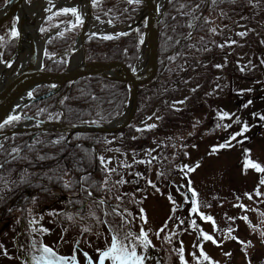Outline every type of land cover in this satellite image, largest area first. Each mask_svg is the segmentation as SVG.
<instances>
[{
	"label": "rangeland",
	"instance_id": "374dc122",
	"mask_svg": "<svg viewBox=\"0 0 264 264\" xmlns=\"http://www.w3.org/2000/svg\"><path fill=\"white\" fill-rule=\"evenodd\" d=\"M63 8L75 7L54 10L49 6L44 10L38 33L42 22L53 12V16L72 15L64 25L56 23L55 26L78 28L82 18L77 9L73 15L64 13ZM246 17L250 21L244 20ZM262 17L264 0H252L245 5L242 0H230L227 8L210 11L205 17L212 27L223 29L216 42L220 54L197 63L204 66L198 76L204 75L205 79L198 78L190 89L195 90L205 82L198 99L206 103V98L222 94L228 89L227 82L232 83L242 95L237 106L212 105L208 108L210 111L200 112L199 124L196 119L194 125L186 122L189 127L182 132L179 128L184 119L173 121V138L167 135L161 139L167 133L162 128L170 126L165 119L174 117L178 109L191 107L187 98L191 93L185 83L171 100L163 98V102L170 100L168 106H151L132 121L127 133L112 134L107 143L101 144L98 155L106 173L103 185L112 188L114 202H121L119 207L127 206L129 211L125 218L105 215L92 203H77V208L60 212L62 204H56L53 196L37 199L26 208L24 227H19L18 213L9 212L7 218L6 215L3 217L0 264H36L44 256L45 246L53 249L57 257L68 258L66 264H72L70 258L73 255L76 264H88L84 253L93 264L96 253L99 258L97 250H103L111 241L110 227L120 233L121 238L129 231L134 238L139 237L137 228L146 233L147 247L134 241L143 264H264V185L260 184L264 172L251 166L246 169L245 163L241 165L251 161L264 168V119H261L264 117V58L261 51L254 52L258 48L264 51ZM256 21L263 28L257 26ZM16 24L14 17L6 30L11 34L13 28L16 31ZM115 33L119 30L107 31L102 37ZM38 37L40 39L42 34ZM207 43L213 44L210 40ZM3 63L8 64L0 60V64ZM17 72L14 69L11 74ZM146 92L144 99L155 94L151 90ZM168 108L174 111L170 112ZM21 114L24 118L16 121L23 124L27 116ZM215 120L220 121V127L233 126L238 130L224 142L220 139V129H216V136L208 139L205 132L214 129ZM151 125L155 127H149ZM199 125H202V131L194 134ZM176 138L179 140L175 141ZM226 142H230L229 147L218 148L215 154H209L214 147ZM240 145L249 148L245 159L241 158ZM189 168L194 170L189 171ZM19 172L18 169H3L0 191ZM121 180L124 182L120 183ZM193 201L197 208L195 212H192ZM59 212L64 215L63 220H59ZM142 215L145 219H141ZM101 227L105 228L106 234L96 233ZM203 234L210 235L216 243L205 240ZM104 264H112V261L106 259Z\"/></svg>",
	"mask_w": 264,
	"mask_h": 264
},
{
	"label": "trees",
	"instance_id": "16d2710c",
	"mask_svg": "<svg viewBox=\"0 0 264 264\" xmlns=\"http://www.w3.org/2000/svg\"><path fill=\"white\" fill-rule=\"evenodd\" d=\"M229 1H167L161 12L157 28V56L160 57L162 70L156 82L139 88L136 112L132 121L155 104L163 108L168 106L171 97L176 95L181 86H185V83L188 84L191 93V96L187 97L191 107L178 109L174 117L165 119L170 126L162 128L167 133L163 134L161 139L167 135L168 138H173L175 134L171 125L173 121H183L184 119L179 128V132H182L181 130H186L189 127L186 122H192L191 125H194L196 119L199 124L200 112L210 111L208 108H212V105L230 104L235 107L241 102L242 95H239L235 85L229 82H227L228 89L226 91L220 95L206 98V103H202L198 99L200 92L205 88V82L195 90L190 89L198 78L205 79L204 75L198 76L204 66L197 65V63L205 59H212L220 54L217 52L219 46L216 42L222 36L223 29L212 27L210 20H205L206 14L210 11L227 8ZM251 2L252 0H242V5ZM4 3L5 0H0V8ZM90 6L93 15L100 19H108L114 24L135 17L143 3L139 0H133L132 3H129L128 0H95V3L92 1ZM70 16L66 14L49 16L43 22L40 34L50 31L56 23L70 20ZM249 19L246 17L244 20L250 21ZM258 22L256 21L255 24L263 28ZM260 23L264 25V17L261 18ZM7 24L8 22L0 26L1 60L9 59L16 44L15 36L6 30ZM143 29L144 27H138L136 30L125 31L111 39L94 36L88 38L84 43V60L89 64L105 61L134 64ZM77 30L78 28L75 27L64 29L60 35L53 34L47 38L43 50L47 56L43 60L46 71L51 73L63 71L66 66L65 56H62L58 61H49V58L54 54L69 51L75 41ZM208 40L213 44H208ZM258 51L262 52V58H264L263 48L254 50L255 53ZM187 77L191 78L186 81ZM49 89L50 86L42 84L34 87L31 94L38 97ZM149 90L154 91L155 94H150L148 98L144 99V94ZM128 96V85L124 82L98 76H84V78L64 84L53 96L32 101L22 109V112L29 118L38 121H59L62 125L107 124L108 121L118 118L124 112ZM165 97L170 100L163 102ZM168 109L170 112L174 111L172 108ZM18 123L15 120L10 124H4L3 127H0V133L8 131ZM219 124H221L220 121L215 120L214 129L205 132L208 139L216 136L217 130L220 129V139L224 142L238 130V127L224 128ZM128 126L116 134L127 133ZM201 126L199 125L194 130V134L202 131ZM110 137L111 134L94 132L68 133L46 130L3 136L0 140V173L3 169H18L20 172L7 184L4 190L0 191V223L7 218L8 214L15 212L19 215V227H24L27 206L37 199H49L50 196L56 199V204L58 202L62 204L60 212H68L69 208H77V203L80 205L92 203L105 215L119 213L118 218H125L129 211L126 209L127 206L119 207L121 202H114L112 188L103 185L106 178L105 166H103L98 153L101 144L107 143ZM178 140V138L175 139V141ZM239 149H241V158L245 159L249 148L240 145ZM100 201L104 203H100ZM5 215L6 217L3 218ZM63 218L64 215L60 213L59 220H63ZM141 230V228H137L138 235ZM96 233L103 235L107 232L105 228L103 230L101 227ZM110 243L111 241L103 250L110 246ZM95 258H97V253Z\"/></svg>",
	"mask_w": 264,
	"mask_h": 264
},
{
	"label": "water",
	"instance_id": "95a60500",
	"mask_svg": "<svg viewBox=\"0 0 264 264\" xmlns=\"http://www.w3.org/2000/svg\"><path fill=\"white\" fill-rule=\"evenodd\" d=\"M91 0H86L87 12L86 18L82 20L80 31L77 36L79 40V49L81 50V63L79 66L73 68L66 67L61 72H47L44 70L43 66L34 69L23 68L19 72L15 73L7 83H4L0 86V124H3L7 118L5 117L8 105L12 99L19 96L22 91L26 89H32L33 87L47 84L52 88L45 93H42L41 96L33 97L32 100H43L44 98L53 96L56 94L65 83L71 82L84 76H98L104 79H114L121 82L128 83L129 87V96H128V105L126 108V116L122 119H118L117 124L109 122L107 125H61L60 122L48 123L42 121H35L39 123V126H33V128L26 127H17L14 126L11 130L0 133V139L12 133H23V132H32L33 130L38 131H68L70 133L76 132H94V133H108L115 132L119 129L127 126L130 119L133 117L136 108V97L139 87L147 86L150 83L157 81L161 73V61L160 57L157 56V28L158 21L162 15V10L165 7L168 0H163L159 3V0H142L144 3L143 10L145 14L144 22V31H143V40L145 46V55L147 57L148 70L143 71L139 70L134 65L125 64L119 61L116 62H94L92 64L85 63L84 60V49L83 44L85 41L84 31L87 23V19L91 16ZM26 4V0H16L12 5H8V0L5 1V4L0 9V25L7 22L8 19L15 17L17 13L22 10L23 6ZM19 41H17L18 46ZM43 49V48H42ZM73 48L67 54H73ZM57 54L53 56L51 60L59 57ZM28 101L26 104H28Z\"/></svg>",
	"mask_w": 264,
	"mask_h": 264
},
{
	"label": "bare ground",
	"instance_id": "6f19581e",
	"mask_svg": "<svg viewBox=\"0 0 264 264\" xmlns=\"http://www.w3.org/2000/svg\"><path fill=\"white\" fill-rule=\"evenodd\" d=\"M163 0H159V3ZM16 0H8V5H12ZM51 6L54 10L61 9L62 7H75L78 11L79 16L85 19L87 6L86 0H56L52 2H47L44 0H36L32 3H26L22 10H20L15 16L17 24L16 31L18 32L19 44L15 50L13 57L10 60V64H0V86L7 83L12 76L11 72L14 69L20 71L23 68L34 69L41 66V60L43 56V43L44 38H38V27L44 17V10ZM64 9V8H63ZM111 27L106 22H101L94 17H89L85 26L84 36L93 34H104ZM106 35V34H105ZM80 40V39H79ZM78 42L73 46V54L69 58V68L79 66L81 63V51L78 49ZM135 67L139 70L147 71V57L145 55V50H142L138 56ZM10 65V66H8ZM32 99L30 94V89H26L11 100L8 105V109L5 117L8 119L10 116H17L19 118H24L21 116V110L24 104ZM30 121L27 119L26 122L20 125V127H28Z\"/></svg>",
	"mask_w": 264,
	"mask_h": 264
},
{
	"label": "snow or ice",
	"instance_id": "6c2138e0",
	"mask_svg": "<svg viewBox=\"0 0 264 264\" xmlns=\"http://www.w3.org/2000/svg\"><path fill=\"white\" fill-rule=\"evenodd\" d=\"M129 3H132L133 0H128ZM213 2H215V0H213ZM93 3H95V0H93ZM64 13H68L71 12L73 15H76V9L72 8V9H64L63 10ZM79 16H77V20L79 21ZM43 31V29H42ZM13 36L17 35L15 28H13V31L11 33ZM240 35H243V33H240ZM105 39H111L112 37H104ZM2 39V38H0ZM10 66V65H9ZM216 67H220V65H216ZM247 106V105H246ZM227 115V114H225ZM19 119V117L17 116H10L7 120H5L3 122V124H0V127H3L4 124H10L12 121H15ZM261 119H264V117H261ZM149 127H155V125H151ZM247 129L245 128L244 131H246ZM139 131V129H138ZM239 135V134H237ZM232 139H235V136L232 137ZM230 146V142H226L225 144L219 145L218 147H214L212 149V152H210L209 154H215V152L218 150V148H225V147H229ZM103 159V158H101ZM253 167L255 168L258 172H264V168H261L259 164H254L251 161H246L245 162V168L247 169V167ZM187 167V166H186ZM197 167H199V164H197ZM194 169L189 168V171H193ZM111 171V170H110ZM124 181H120V183H123ZM260 184L264 185V178H262L260 180ZM67 187V185H66ZM154 187V186H153ZM260 193H257V195H259ZM89 195H91V193H89ZM193 195H195V193L193 192ZM249 195V194H246ZM251 195H249V199H251ZM117 199H119V197H117ZM100 203H104L103 201H100ZM243 207V206H240ZM197 210L196 208V203L195 201H193V208H192V212H195ZM143 211V210H141ZM117 215H119V213H117ZM141 219H145V217L142 215ZM205 219L211 220V217H205ZM242 219L247 220V217H243ZM166 226V225H165ZM121 227L123 228V224L121 225ZM84 231H88V229H85ZM110 234H111V243L110 246H108L105 250H97L99 253V261L98 264H104L106 259H110L112 261V264H143L142 258L137 254V244L134 242L135 240L139 241V245L143 246V247H147L149 245V241L147 240V236L146 233H144L143 230H141L139 237H133L132 233L126 232L123 236V238H121L120 233L116 232L115 230H113L111 227L109 228ZM161 231H163V229H161ZM157 235H159V233H157ZM203 238L205 240H210L213 243H216V241L213 240V238L208 235V234H203ZM233 239H236L235 237H233ZM241 243H244L241 241ZM2 247V246H0ZM75 251V249H74ZM43 253L44 256H41L39 260L36 261V264H41V262L43 261V264H64V262L68 259V258H64V257H57L56 253L53 251V249H51L50 247L45 246L43 248ZM86 259L88 260V264H92L91 258L88 257L87 253H84ZM201 255H204L203 251H201ZM226 255H230V254H226ZM35 259V257L33 258ZM72 264H76V256L73 255L71 258ZM204 259L207 260L208 257L206 255H204Z\"/></svg>",
	"mask_w": 264,
	"mask_h": 264
},
{
	"label": "flooded vegetation",
	"instance_id": "af4514ba",
	"mask_svg": "<svg viewBox=\"0 0 264 264\" xmlns=\"http://www.w3.org/2000/svg\"><path fill=\"white\" fill-rule=\"evenodd\" d=\"M51 204H53V202H52V203H50V205H51Z\"/></svg>",
	"mask_w": 264,
	"mask_h": 264
}]
</instances>
